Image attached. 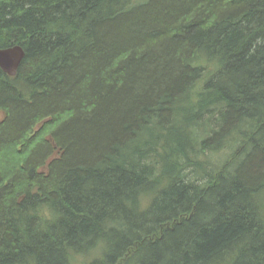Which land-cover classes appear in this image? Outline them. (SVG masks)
<instances>
[{
	"label": "trees",
	"instance_id": "16d2710c",
	"mask_svg": "<svg viewBox=\"0 0 264 264\" xmlns=\"http://www.w3.org/2000/svg\"><path fill=\"white\" fill-rule=\"evenodd\" d=\"M14 46L0 264H264V0H0Z\"/></svg>",
	"mask_w": 264,
	"mask_h": 264
},
{
	"label": "water",
	"instance_id": "95a60500",
	"mask_svg": "<svg viewBox=\"0 0 264 264\" xmlns=\"http://www.w3.org/2000/svg\"><path fill=\"white\" fill-rule=\"evenodd\" d=\"M25 58L22 46L0 49V68L9 77H16L18 70Z\"/></svg>",
	"mask_w": 264,
	"mask_h": 264
},
{
	"label": "rangeland",
	"instance_id": "374dc122",
	"mask_svg": "<svg viewBox=\"0 0 264 264\" xmlns=\"http://www.w3.org/2000/svg\"><path fill=\"white\" fill-rule=\"evenodd\" d=\"M216 159H217V157H214L212 160L215 162V161H216Z\"/></svg>",
	"mask_w": 264,
	"mask_h": 264
}]
</instances>
